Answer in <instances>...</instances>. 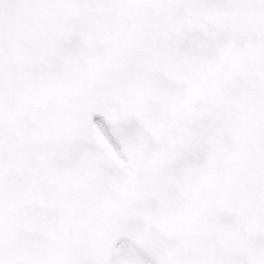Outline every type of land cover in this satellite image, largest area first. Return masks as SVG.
Instances as JSON below:
<instances>
[{
  "label": "snow or ice",
  "instance_id": "snow-or-ice-1",
  "mask_svg": "<svg viewBox=\"0 0 264 264\" xmlns=\"http://www.w3.org/2000/svg\"><path fill=\"white\" fill-rule=\"evenodd\" d=\"M0 264H264V0H0Z\"/></svg>",
  "mask_w": 264,
  "mask_h": 264
}]
</instances>
